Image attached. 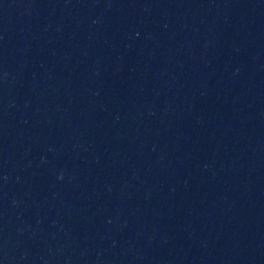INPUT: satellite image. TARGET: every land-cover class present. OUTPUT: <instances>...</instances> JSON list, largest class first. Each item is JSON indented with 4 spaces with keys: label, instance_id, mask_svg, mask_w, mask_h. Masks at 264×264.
Masks as SVG:
<instances>
[{
    "label": "water",
    "instance_id": "obj_1",
    "mask_svg": "<svg viewBox=\"0 0 264 264\" xmlns=\"http://www.w3.org/2000/svg\"><path fill=\"white\" fill-rule=\"evenodd\" d=\"M0 264H264V0H0Z\"/></svg>",
    "mask_w": 264,
    "mask_h": 264
}]
</instances>
